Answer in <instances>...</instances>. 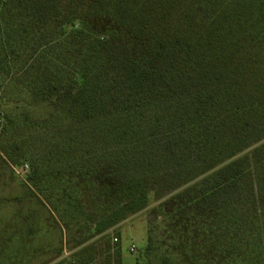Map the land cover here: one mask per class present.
<instances>
[{
	"label": "trees",
	"instance_id": "obj_1",
	"mask_svg": "<svg viewBox=\"0 0 264 264\" xmlns=\"http://www.w3.org/2000/svg\"><path fill=\"white\" fill-rule=\"evenodd\" d=\"M152 1L0 0V74L92 132L95 152L74 161L90 182L79 192L82 209L107 202L113 210L96 235L144 211L151 194L181 245L194 233L208 242L227 219L244 232L247 219H264V25L236 60L214 41L172 30L168 16L181 0ZM197 1L208 10L221 0ZM99 22L108 28L97 31ZM27 25L34 41L17 50L11 38ZM17 122L0 111V141ZM102 169L110 177L100 182ZM238 233L174 264H264V245L238 248ZM71 239L78 248L90 238ZM106 248L108 263L121 264L120 245Z\"/></svg>",
	"mask_w": 264,
	"mask_h": 264
},
{
	"label": "rangeland",
	"instance_id": "obj_2",
	"mask_svg": "<svg viewBox=\"0 0 264 264\" xmlns=\"http://www.w3.org/2000/svg\"><path fill=\"white\" fill-rule=\"evenodd\" d=\"M197 2L181 0L178 9L168 16L169 26L189 38L202 36L214 41L215 47L236 60L250 47L245 40L254 38L264 25L258 20L259 15L264 17V0H221L208 10L197 9ZM152 4L161 7L164 3L153 0ZM23 28L11 38L17 50L35 38L34 28ZM106 28V22L95 23L97 31ZM23 89V81L0 74V111L15 114L19 120L0 141V264H109L108 243L120 245L121 264H174L181 253L189 256L197 248L205 255L214 252L223 244L221 234H227L229 229L239 232L234 240L238 248L264 245V219L259 216L244 222V232L227 219L207 237L208 242L204 239L208 233L200 238L194 233L186 236L181 245L178 236L173 238L171 223L154 209V194L144 211L96 235L113 210L107 202L99 211L89 206L86 211L82 209L79 192L90 182L74 161L81 153L95 152L92 132L80 131L56 109L34 102L31 91ZM5 100L19 101L18 105H5ZM109 177L102 169L98 180L103 182ZM164 210L170 212L171 205L166 204ZM81 234L89 241L72 248L75 244L71 238ZM83 248L81 255L74 256ZM111 253L114 257L117 252L112 249Z\"/></svg>",
	"mask_w": 264,
	"mask_h": 264
},
{
	"label": "built area",
	"instance_id": "obj_3",
	"mask_svg": "<svg viewBox=\"0 0 264 264\" xmlns=\"http://www.w3.org/2000/svg\"><path fill=\"white\" fill-rule=\"evenodd\" d=\"M132 251H134V248L132 249Z\"/></svg>",
	"mask_w": 264,
	"mask_h": 264
}]
</instances>
